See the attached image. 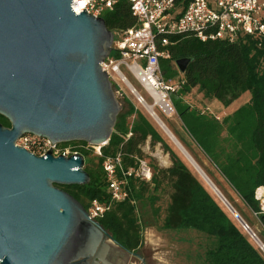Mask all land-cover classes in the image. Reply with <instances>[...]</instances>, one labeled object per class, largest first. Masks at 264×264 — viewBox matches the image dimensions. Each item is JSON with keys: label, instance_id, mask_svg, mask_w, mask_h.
<instances>
[{"label": "water", "instance_id": "1", "mask_svg": "<svg viewBox=\"0 0 264 264\" xmlns=\"http://www.w3.org/2000/svg\"><path fill=\"white\" fill-rule=\"evenodd\" d=\"M71 4L0 0V115L10 122L0 124V264H111L106 239L118 244L56 185L89 181L80 153L38 156L15 145L32 133L99 146L113 130L121 104L100 65L113 33ZM188 60L175 61L179 72Z\"/></svg>", "mask_w": 264, "mask_h": 264}, {"label": "trees", "instance_id": "2", "mask_svg": "<svg viewBox=\"0 0 264 264\" xmlns=\"http://www.w3.org/2000/svg\"><path fill=\"white\" fill-rule=\"evenodd\" d=\"M189 1L179 0V7ZM103 19L112 32L137 25L125 0H118ZM169 40L171 43L166 49L170 56L159 59L164 80L179 75L176 60L189 59L172 99L185 134L242 202L259 214L264 228V215L259 213V201L255 198L256 189L264 186V35L244 34L234 41H202L190 33H178L169 36ZM111 55L118 56L116 52ZM112 86L115 88L114 84ZM195 87L205 98H214L224 106L245 91H250L251 99L230 115L218 119L183 102L182 95ZM118 100L121 108L97 161L90 158L89 150L77 147L83 156L89 181L86 184L56 185L86 209L94 199L107 204L111 199L102 167L104 159L120 152L124 167L133 166L136 158L145 157L141 145L148 138L161 142L171 155V165L158 167L149 163L152 169L149 182L128 177L124 186L128 196L123 201L111 202L110 208L98 218L100 224L124 248L139 251L142 238L137 202L142 199V203L154 201L155 191L166 182L171 193L162 228L190 227L214 237V246L204 253V264H264L260 249L226 215L190 166L164 144L153 120L139 111L124 94H120ZM0 124L10 126L2 115ZM129 132L131 134L127 137ZM76 144L86 143L78 141Z\"/></svg>", "mask_w": 264, "mask_h": 264}, {"label": "built area", "instance_id": "3", "mask_svg": "<svg viewBox=\"0 0 264 264\" xmlns=\"http://www.w3.org/2000/svg\"><path fill=\"white\" fill-rule=\"evenodd\" d=\"M125 1L137 25L112 32V50L100 65L111 82L113 76H117L140 104L143 106L147 104L153 109L157 104L156 97L167 102L171 108L168 92L175 87L166 84L159 65L160 58L170 56L166 49L171 43L169 36L190 33L202 41L216 39L234 41L239 35H264V0H190L185 6L180 7L179 0ZM71 2V8L75 13L84 8L86 13L104 18L105 13L111 10L118 0H71ZM112 52H116L118 56L111 55ZM120 68H124L135 79L150 98L151 104L146 102L142 93L137 91ZM115 93L118 97L119 91L115 90ZM130 134L129 132L127 137ZM15 145L38 156L44 155L49 148L54 156L59 154L69 156L79 153L77 147L87 150L93 148L101 155L103 146L88 143L78 146L51 143L49 138L32 133H23L16 139ZM102 167L107 178L111 202L126 199L128 195L124 186L128 177L147 182L152 178L151 166L144 158H136L133 166L125 168L120 152L106 157ZM259 188L255 191V198L260 201L259 212L264 214V189L258 194ZM111 202L105 204L96 199L92 200L87 208L89 217L98 220L110 208ZM244 228L248 230L246 224Z\"/></svg>", "mask_w": 264, "mask_h": 264}, {"label": "rangeland", "instance_id": "4", "mask_svg": "<svg viewBox=\"0 0 264 264\" xmlns=\"http://www.w3.org/2000/svg\"><path fill=\"white\" fill-rule=\"evenodd\" d=\"M120 70L128 78L130 83L137 89V91L142 93V95L146 99V102L151 104L150 98L142 91L138 83L135 82V79L129 73H127L124 68H120ZM181 78L182 72H179V75L177 77H174L170 80H165L166 84L175 87L168 92L171 112L169 114H165L163 111H161L158 105H156L153 110H155L158 116L160 115L165 124L170 128V130L186 148L189 154L198 163L204 174L216 186L218 191L225 198V200H227L235 213L247 225L248 229L254 234L253 238L248 233V230H246L244 226L240 224V222L225 205V203L217 196L211 186L208 185L205 179L188 164L182 154L178 151L174 144L168 139L161 128L153 120L150 112L136 100L135 96L130 92L129 88L117 76H113L112 78V84H114L115 88L113 86L112 87L114 91L117 87L116 90L119 91L118 96L120 94H124L125 96H127L139 111L153 120L152 122H154L155 124L153 125L158 130L157 132L161 135L164 144L168 146L170 150H172L187 166H190L192 173L196 176V178L200 181L204 188H206L211 197L216 201V203L221 207L226 215L233 221V223H235V225L241 230V232L247 238H249L250 241L253 242L255 247L260 249L261 247L258 243H256L257 241L254 239L256 238L260 240L262 242L261 244L264 246V228L261 224V220L259 219V214L253 212L242 202L238 195L219 175V173L210 164L209 160L202 154V152L196 147V145H194L193 142L188 139L187 135L184 132L182 121L176 113V110L172 103L173 95L176 91H178ZM191 92L182 95L183 102H187L191 106H196L200 110H204L205 106L202 105V101L200 100V92ZM250 99V91H245L238 98L233 100L229 105L224 106L219 103L221 106L219 110H212L213 107H211L210 109L212 113L207 109H205V113L211 115H213V113H216L218 116L223 118L233 113L243 104L249 102ZM132 118L133 116L129 117L128 120L131 121ZM76 143L77 142L75 141H71L64 144L70 146H78V144ZM141 149L145 154L144 159L148 163H154L158 167H168L172 163L170 153L165 149L164 145H162L161 142H153L148 138L141 145ZM88 150L90 151V158L94 162H96V157L100 155L97 154L96 149L90 148ZM170 189L171 188L169 184L164 182L161 184L160 188L155 191L154 201L149 200L142 203V199L141 201L137 202L136 206L139 210L142 238L141 245L139 247V253L144 256V258H146L148 264H204V253L207 249L214 246V237L190 227L179 228L176 230L162 228V219L165 216V210L170 202ZM263 189L264 188H259L257 190L258 194H260ZM259 251L264 256V250L260 249ZM133 262H136V264L138 263L137 260L131 258L128 264H131Z\"/></svg>", "mask_w": 264, "mask_h": 264}, {"label": "bare ground", "instance_id": "5", "mask_svg": "<svg viewBox=\"0 0 264 264\" xmlns=\"http://www.w3.org/2000/svg\"><path fill=\"white\" fill-rule=\"evenodd\" d=\"M157 104L161 111H163L165 114H169L171 112V108L167 104V102H163L160 97H156ZM144 107L150 112L153 120L156 122V124L161 128V130L164 132V134L168 137V139L174 144V146L178 149V151L182 154V156L185 158V160L188 162V164L196 171L198 172L208 183L209 186L215 191L217 196L225 203V205L229 208V210L233 213V208L229 205L227 200L221 195V193L218 191L216 186L210 181V179L204 174L198 163L195 161V159L189 154V152L186 150V148L182 145V143L178 140V138L174 135V133L170 130V128L165 124V122L162 120L160 115L153 110L152 106H148L147 104H144ZM155 107V106H154ZM234 214V213H233ZM257 241L256 243L259 244L261 247L260 249L264 250V246L261 244L262 242L255 238Z\"/></svg>", "mask_w": 264, "mask_h": 264}, {"label": "flooded vegetation", "instance_id": "6", "mask_svg": "<svg viewBox=\"0 0 264 264\" xmlns=\"http://www.w3.org/2000/svg\"><path fill=\"white\" fill-rule=\"evenodd\" d=\"M75 142H78V141H75ZM64 145H66V144H64ZM106 242H108L109 246L111 247V250L109 253L110 256H108V257L111 260H113L114 264H128L129 260L131 258H133L134 260H137V262H138L137 264H148V261L146 260V258H144V256H142L139 253V251H130V250L124 248L119 243L116 244L114 242L108 241L107 239H106ZM133 253L139 254L141 258L136 257L135 255H133ZM131 264H136V262H133Z\"/></svg>", "mask_w": 264, "mask_h": 264}, {"label": "crops", "instance_id": "7", "mask_svg": "<svg viewBox=\"0 0 264 264\" xmlns=\"http://www.w3.org/2000/svg\"><path fill=\"white\" fill-rule=\"evenodd\" d=\"M191 90H192V92H191ZM190 90V92L191 93H193L194 91H197V92H199L198 91V89H197V87H195V88H192ZM200 100L202 101V105L203 106H205V108H204V110H200L199 108H197L196 106H191L189 103H187L189 106H191V107H195L196 109H198V110H200L202 113H205V109H207L209 112H211L212 113V111H211V107H213V109L212 110H219L220 109V102L218 101V100H216V99H214V98H205L204 96H203V94L200 92ZM220 103V104H219ZM213 115L216 117V118H218V119H221L222 117H220V116H218L216 113H213ZM224 118V117H223ZM110 249H111V247H110ZM106 260L107 261H109L111 264H114V262H113V260H111L109 257H106ZM97 264H102V262L100 261V260H98L97 261Z\"/></svg>", "mask_w": 264, "mask_h": 264}]
</instances>
